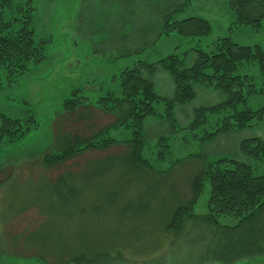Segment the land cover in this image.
Segmentation results:
<instances>
[{
    "label": "rangeland",
    "instance_id": "374dc122",
    "mask_svg": "<svg viewBox=\"0 0 264 264\" xmlns=\"http://www.w3.org/2000/svg\"><path fill=\"white\" fill-rule=\"evenodd\" d=\"M13 1H31L36 38L49 42L47 59L17 79H8L0 71V111L21 118L32 113L38 121L25 137L0 147V264H264V255L233 263L221 259L223 245L225 250L227 247L218 243L224 242L222 235L227 231L202 217L207 213L209 185L196 204L195 215L185 219L184 229L173 234L163 227L172 208L187 200L197 167H203L205 159L235 158L264 173V157H249L239 148L243 139L264 136V121L220 134L210 142L198 138L202 133L194 135L182 128L193 120L194 108L224 99L212 88L197 85L195 99L189 105L176 106L179 124L175 128L165 118L147 120L145 155L161 171L160 178L151 172L144 177L142 170L131 172L117 165L93 179L91 173L99 166L93 171L86 164L118 153L122 147L86 151L56 167L44 164V156L56 150L54 135L64 114L63 102L72 90L82 89L96 99L104 94L100 87L117 88L112 79L127 67L140 60L156 62L173 52L184 55L185 65L190 66L196 57L194 48L208 49L219 37L230 36L239 44L260 45L264 50V20L258 29L236 25L229 0ZM186 1L184 10L173 12ZM169 14L171 20L205 18L211 32L184 36L173 31L157 38ZM246 73L258 85L262 83L256 64ZM153 80L161 96H172L174 83L165 70L159 68ZM263 104L264 94L249 100L253 108ZM158 108L162 111L163 105ZM91 110L94 123L72 114L63 117L65 130L87 136L113 122V116ZM162 136L170 147L165 158L157 159L156 142ZM189 155L200 157L171 168L175 159ZM65 171L80 173L82 178L78 175L74 183L53 182ZM74 188L77 192L73 194ZM111 202L116 206H107ZM118 205H128L135 212L119 211ZM219 221L225 225L236 220L221 216ZM233 235L240 241L247 231L241 228Z\"/></svg>",
    "mask_w": 264,
    "mask_h": 264
},
{
    "label": "trees",
    "instance_id": "16d2710c",
    "mask_svg": "<svg viewBox=\"0 0 264 264\" xmlns=\"http://www.w3.org/2000/svg\"><path fill=\"white\" fill-rule=\"evenodd\" d=\"M188 1V0H187ZM177 5L175 11L184 10L187 3ZM229 7L235 15V24L248 25L258 29L264 20V0H229ZM35 6L31 1L16 4L13 0H0V71L11 80L27 73L35 65L47 59L48 39L36 38L33 26ZM166 16L157 33V38L177 31L184 36L207 35L211 32L209 21L201 17H188L171 20ZM208 49L194 48L196 57L190 66L185 65V56L177 52L168 54L156 62L140 60L133 67H127L112 81L116 89L100 87L104 92L91 99L82 89H74L71 97L63 102L64 118L79 114V118L93 117L91 108L113 116V122L87 136L65 130L63 117L54 135L55 152L44 156V164L51 168L63 164L86 151H104L112 147H122L118 153L90 161L85 168L94 167L93 179L121 166L131 172L143 171L144 177L151 172L157 176L153 163L145 155L147 136L145 125L153 117L165 118L175 128L179 122L176 106L189 105L197 96L196 86L212 88L224 95L216 104L201 105L193 110V120L184 129H189L203 141H213L220 134L242 131L255 127L264 121V104L258 108L249 105L253 96L264 94V50L260 45L249 46L235 42L230 36L219 37L207 45ZM257 65L263 79L257 84L253 75L246 73L251 65ZM159 68L171 77L174 88L172 96H161L155 87L154 76ZM3 87L0 78V89ZM163 105L160 111L158 105ZM89 109V110H87ZM92 123V126L94 124ZM36 116L28 113L25 117H11L0 111V147L16 142L36 128ZM122 131L121 136L115 133ZM156 158H165L169 143L165 137L156 142ZM240 151L256 159L264 157V136H253L240 142ZM200 155H189L175 159L172 167L181 166L186 161L199 159ZM203 167H197L185 202L173 207L163 226L166 232L173 233L184 229L186 218L195 215V207L205 186L209 185L207 213L202 217L217 228L225 230L222 260L233 263L242 258L264 255V173L247 161L221 157L205 159ZM102 170L99 171L98 169ZM170 168V169H171ZM80 173L65 171L54 181L66 183L77 180ZM90 176L88 172L86 175ZM82 178V177H81ZM46 181V180H42ZM50 181V180H47ZM52 182V180H51ZM77 192L76 188L72 190ZM115 207L114 202L107 206ZM124 212H133L128 205L117 206ZM135 212V211H134ZM231 218L232 224L221 225L219 218ZM244 228L247 235L236 240L233 233ZM230 232V234H228ZM256 236H255V234ZM177 234V233H176ZM222 247V246H221ZM225 255V256H224Z\"/></svg>",
    "mask_w": 264,
    "mask_h": 264
},
{
    "label": "crops",
    "instance_id": "0c3cea01",
    "mask_svg": "<svg viewBox=\"0 0 264 264\" xmlns=\"http://www.w3.org/2000/svg\"><path fill=\"white\" fill-rule=\"evenodd\" d=\"M237 264H247V263H245V262H241V263H240V262H238Z\"/></svg>",
    "mask_w": 264,
    "mask_h": 264
}]
</instances>
